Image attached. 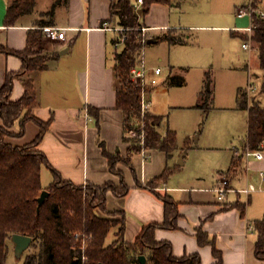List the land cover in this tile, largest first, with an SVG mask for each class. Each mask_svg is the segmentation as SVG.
<instances>
[{
	"label": "crops",
	"instance_id": "1",
	"mask_svg": "<svg viewBox=\"0 0 264 264\" xmlns=\"http://www.w3.org/2000/svg\"><path fill=\"white\" fill-rule=\"evenodd\" d=\"M15 1L17 0H0V87L6 74L18 72L22 67V62L17 56L5 53L2 49L23 51L27 46L29 32L39 30L41 36L35 50H41L42 53L49 51L51 54L48 56L47 67L34 71L30 75L37 93L36 104L30 113L42 122L51 119V124L37 149L45 154L49 163L64 180L76 185L92 183L101 186L108 182L119 185L120 177L111 172L108 159L104 156L101 147L103 144L106 152L119 153L121 157L127 156L129 148V144L123 139V113L116 108L118 84L114 73V54L116 50L122 49V45L118 49L114 46L121 32L117 21L111 19L110 0H35L30 13L20 16L14 25L7 26L5 23L7 8ZM195 1L172 0L170 4H151L148 13L139 16L141 26L147 28L146 37L152 41L164 35L184 38L183 44L159 42L166 43L169 50H176L175 47L188 46L195 42L193 34L195 30L209 28L228 30L227 26L197 24L196 22L207 14L205 15L204 10L193 4ZM207 1L220 4L216 7L220 10L213 12V17L222 16L220 11L223 7L229 9L232 3L238 2V0ZM131 2L137 5V0H131ZM246 2L241 7H246ZM258 2L260 4L261 0L256 1ZM260 6L263 8L262 4ZM43 21L49 23L48 26L65 29L64 39L51 40L48 45L49 50L46 48L45 37L49 38L40 29L42 27L40 23ZM243 27L246 26L242 25L240 28ZM229 32L232 38L239 39L243 43L239 34H245V32L235 30H229ZM232 33H235V36ZM159 43L153 42L146 46ZM143 49L144 47L138 56V62H144ZM243 66L242 69H245L248 75L246 89L249 98L264 108L262 85L264 71L260 69L258 54L256 58L251 56L249 61L243 63ZM253 68L261 70L259 75L253 74L256 80L260 78L259 88L251 81ZM184 84L183 77L175 73L163 74L162 68L158 85L147 91L146 100L149 103L147 112L163 116L164 112L159 111L155 106L152 107L151 96ZM240 88L242 87H238L237 90ZM237 90L234 105L224 110L245 111V138L239 141L240 148L229 149V155L226 158L224 156L223 160H218L219 163L213 162L215 165L210 172L189 171L190 166L186 157L191 151L197 153L200 147L197 143L193 145L186 143L188 145L186 148L184 144H179L177 135V148L170 156L159 150H144L141 153L132 154L131 164L138 182L143 185L161 176L168 168L174 170L166 181L159 184L157 191L170 195L177 202L178 229H156L154 238L157 242H170L175 257L196 253L200 256L201 264H216L217 258L213 254V248H215L220 254L219 264H264L255 255L257 233L253 228V222L264 216V192L259 195L261 199L259 204H254L255 209L251 207V195L254 192L247 195L230 191L225 200L219 202L214 191L218 181L223 178L228 179L231 190L245 189L247 182L251 181L254 175V173L250 174L252 169L257 170L259 178L260 171H264V158L260 161L247 159L242 153L247 136L248 112L236 107ZM23 91L22 82L16 79L11 99H19ZM171 108L169 107L168 110ZM163 123L164 120L157 127L161 136H165L168 129L177 134L168 125L166 129H162ZM19 128V123L16 122L11 131L18 132ZM38 132L39 127L34 122L28 121L21 137H9L7 141L13 146H22L31 142ZM197 139L198 137L195 136L194 141L196 142ZM260 149L264 152V141L260 144ZM183 154L182 164H179ZM234 155L242 156L235 166L232 165ZM116 169L122 172L130 190L124 197H116L112 192H108L106 209L109 212L125 214L124 240L131 243L143 226L163 222L164 206L152 192L136 186L131 168L118 163ZM51 181L52 175L49 169L42 167V186L47 187ZM261 184L264 186V179ZM243 196L247 198L244 199ZM238 203L244 205V215L237 207ZM252 208L258 210L256 214H253L255 211L251 210ZM198 228L202 230L210 243L199 245L196 236ZM112 232L113 241L116 228L112 229ZM10 245L8 255L10 249L14 248L13 243ZM8 259L9 257L7 262Z\"/></svg>",
	"mask_w": 264,
	"mask_h": 264
},
{
	"label": "trees",
	"instance_id": "2",
	"mask_svg": "<svg viewBox=\"0 0 264 264\" xmlns=\"http://www.w3.org/2000/svg\"><path fill=\"white\" fill-rule=\"evenodd\" d=\"M172 0H143L141 14L148 13L151 4H170ZM35 0H17L8 6L5 23L14 25L17 19L32 11ZM257 8V5L254 4ZM136 6L131 0H110L111 19L116 20L121 34L125 35L122 49L114 54V73L117 80L116 108L123 113L124 141L129 142L127 133L135 128L139 134L144 133L141 145H131L126 157L119 153L106 152L103 144L104 156L108 159L112 173L120 177V184L111 182L101 186L92 183L76 185L64 180L60 173L52 167L45 154L37 147L44 138L51 124V119L42 122L31 115L30 111L36 104L37 93L30 75L37 70L47 67L48 57L38 54L35 50L41 36L39 30L30 31L27 46L23 51L2 49L5 53L17 56L22 67L18 72L6 74L0 87V264H6L8 257V241L13 234L30 236V247H37L36 254L25 258L23 264H141L139 256L146 258V264H201L200 256L196 253L175 257L172 245L167 241H155L156 229H178V204L168 194L157 191L159 184L166 181L173 169H166L159 177L152 179L146 185L138 182L136 172L131 164L132 154L144 150H159L168 156L177 148L176 134L169 129L165 136H161L157 127L164 120L141 110V90L130 78V70L138 62L143 42L139 17L135 16ZM252 34H239L243 42L250 39L256 46L260 69L264 71V18L252 14ZM41 26L49 23L41 22ZM235 36V33H232ZM167 41L170 44H183L184 38L169 35L155 38L154 43ZM26 79H25V77ZM20 80L24 91L17 100L11 99L15 80ZM207 82L210 80L206 76ZM264 88V78H263ZM213 103V95L208 85L199 95L196 107L208 112ZM236 107L248 112V129L246 142L242 153L247 149H260L264 141V108L249 98L247 89L237 90ZM34 122L39 127L36 137L22 146H13L7 139L21 137L25 124ZM19 123V131H11ZM135 129V130H136ZM188 145H186V148ZM242 154V155H243ZM242 156H233L232 165ZM122 163L131 168L136 186L145 188L156 195L164 206V220L161 223H150L141 229L135 240L128 243L124 240L126 217L123 212H109L106 209V195L112 192L116 197H124L130 188L125 183L124 175L116 165ZM42 167L49 169L52 181L47 187L41 183ZM49 192L43 204L39 207L37 199L41 192ZM244 215V205L237 204ZM97 211L107 217H102ZM119 216V218H116ZM116 228L115 239L106 245V237ZM257 233L255 255L264 262V216L253 222ZM76 234L79 238H76ZM199 245L210 243L200 228L197 229ZM85 239V244L82 241ZM37 241V244L35 242ZM84 246V248H83ZM217 258L216 264L221 262L220 254L213 248ZM85 257V261L83 258Z\"/></svg>",
	"mask_w": 264,
	"mask_h": 264
},
{
	"label": "rangeland",
	"instance_id": "3",
	"mask_svg": "<svg viewBox=\"0 0 264 264\" xmlns=\"http://www.w3.org/2000/svg\"><path fill=\"white\" fill-rule=\"evenodd\" d=\"M254 1L259 10L264 9V0H261L260 3L263 8L259 2L256 3L257 0ZM244 2L249 4L250 0H238V2L232 3L229 9L223 7L220 11L222 16L213 17L212 13L220 10L216 9L220 4L207 0H196L193 4L204 10L205 15L207 14L206 17L200 18L196 22L197 24L227 26L228 30L225 28L195 30L193 31L195 42L188 46L175 47L176 50H169L166 43L145 45L143 49V60L147 66H159L163 68V74L175 73L185 80L183 86L172 87L157 95L153 94L151 100L152 107L155 106L156 109L165 113L162 129H166L168 125L170 129L175 130L179 144L186 146V143L192 145L197 143V146L200 147L196 151L197 153L191 151L186 157L188 166H190L188 167L189 171L210 172L215 165L213 162L223 160L224 156L226 158L229 155V149L240 148L239 141L245 138V111L224 110L234 105L237 88L246 89L247 87L248 75L247 71L242 69L243 63L249 61L251 56L254 58L257 56L256 46L250 39L247 42H249L251 50L246 51L242 48L240 40L232 38L229 32V30L240 31L242 25H250V16L238 17L237 15V9ZM45 41L47 42L46 48L49 50L48 45L51 40L45 37ZM38 54L48 57L51 53L49 51L42 53L39 50ZM251 72L252 75H259L261 70L253 68ZM207 74L210 77L208 82ZM253 76L251 78L253 85L259 88L260 78L256 80V77ZM208 85L212 91L213 103L211 109L205 113L204 110L197 108L196 104L200 93L208 88ZM169 107L173 108L168 110ZM151 109L153 110V108ZM135 129L127 133L126 137L130 140L129 147L141 145L144 139L143 133L139 134L138 129ZM195 136L198 137L196 142L194 141ZM189 160H191L190 163ZM251 171L250 174L254 173V175L247 184L252 183L258 187V190L251 195V207L256 209L254 204H259L261 200L259 195L264 192V186L261 184L257 170L252 169ZM253 208L251 210H254ZM254 211L253 214H256L258 210ZM97 212L101 216L104 215ZM112 239L113 232L111 230L107 236L106 244L111 243ZM11 243L10 239L8 246H11ZM37 252V247H29L18 257L14 248L10 249L7 264H23L27 256Z\"/></svg>",
	"mask_w": 264,
	"mask_h": 264
},
{
	"label": "built area",
	"instance_id": "4",
	"mask_svg": "<svg viewBox=\"0 0 264 264\" xmlns=\"http://www.w3.org/2000/svg\"><path fill=\"white\" fill-rule=\"evenodd\" d=\"M143 4V0H137V5L135 8V11L140 9V6ZM255 1L250 0L249 4L246 5V7H241L237 10L238 17H244V16H250V25L240 28V31L245 32L250 36L252 34V14L255 13L261 18H264V11L259 10L258 8L254 7ZM40 29L45 33V35L50 40H62L64 39V31L63 28H58L54 26H42ZM147 28L141 27V37L143 38V42L148 41L149 39L146 37ZM120 32L123 31L122 28L119 29ZM238 31V30H237ZM125 39V35L121 34L119 37V40L114 44L115 48L118 49L121 45H123V41ZM242 48L245 50H251V46L249 42H243ZM162 68L159 66L149 67L147 66L143 61L137 62V64L132 67L130 70V78L131 81L140 88L141 90V110L142 113L145 114L148 109V101L146 100V94L148 89L155 87L159 83V77L161 76ZM143 133V132H142ZM144 138V133H143ZM244 157L247 159H254V160H262L264 158V152L261 149H255L250 150L247 149L244 152ZM260 180L262 181L264 179V171H260L259 173ZM258 190V187H256L254 184L249 183L245 189L242 190H231L229 187V181L227 178H223L218 181L214 191L216 193L217 199L219 202H222L225 200V197L227 193L230 191L235 192H241L244 194H249L251 192H255ZM76 238H79V235H75ZM83 245L85 244V239L82 241ZM84 248V246H83ZM85 261V257L83 258Z\"/></svg>",
	"mask_w": 264,
	"mask_h": 264
},
{
	"label": "water",
	"instance_id": "5",
	"mask_svg": "<svg viewBox=\"0 0 264 264\" xmlns=\"http://www.w3.org/2000/svg\"><path fill=\"white\" fill-rule=\"evenodd\" d=\"M142 12V9H139L135 12V16L139 17L140 14ZM153 43L152 40H148L147 44ZM184 154L181 156L179 164H182V158H183ZM49 192L47 190H43L39 196V198L37 199L38 201V206L40 207L43 202L45 201L46 197H48ZM11 241L14 244V252L15 254L20 257L21 254L27 250L32 242V238L30 236H26V235H21V234H13L11 236ZM139 260L141 264H146V258L145 256L141 255L139 256Z\"/></svg>",
	"mask_w": 264,
	"mask_h": 264
}]
</instances>
